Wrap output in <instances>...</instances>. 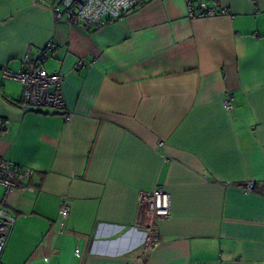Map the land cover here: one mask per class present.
I'll return each instance as SVG.
<instances>
[{
  "label": "crops",
  "instance_id": "obj_1",
  "mask_svg": "<svg viewBox=\"0 0 264 264\" xmlns=\"http://www.w3.org/2000/svg\"><path fill=\"white\" fill-rule=\"evenodd\" d=\"M58 1L0 0V68L53 42L43 66L66 108L23 112L0 75V158L33 171L5 205L0 264H264V0H193L228 11L205 18L146 0L99 29L56 23ZM156 185L172 208L144 254L140 195Z\"/></svg>",
  "mask_w": 264,
  "mask_h": 264
},
{
  "label": "built area",
  "instance_id": "obj_2",
  "mask_svg": "<svg viewBox=\"0 0 264 264\" xmlns=\"http://www.w3.org/2000/svg\"><path fill=\"white\" fill-rule=\"evenodd\" d=\"M146 0H59L51 5L56 23L64 22L80 28H102L122 20L131 10L140 8ZM187 15L191 18H205L227 15V10L216 11L205 3L186 0ZM53 42L47 43L36 57L26 55L22 66L17 71L5 67L0 68L3 79L13 80L22 88L20 101L17 103L23 112H43L51 114L66 113L62 90L63 77L58 72H48L43 64L55 51ZM80 64V62H79ZM232 99L225 95L222 106L227 112L233 109ZM10 121L0 117V128L7 131ZM162 143H159L161 146ZM33 171L0 158V259L7 245L15 218L7 211L10 192L14 189L33 191L29 183ZM254 182H248L242 191L245 194L254 191ZM71 200L67 196L61 198L58 209L59 233L65 227V221L70 212ZM140 206L147 220L144 226L145 239L142 251L148 254L157 244L153 234L156 232V222L170 216L172 201L170 195L162 186L156 185L151 191L140 195ZM140 225V224H139ZM137 223V226H139ZM141 226V225H140ZM143 227V226H142Z\"/></svg>",
  "mask_w": 264,
  "mask_h": 264
}]
</instances>
